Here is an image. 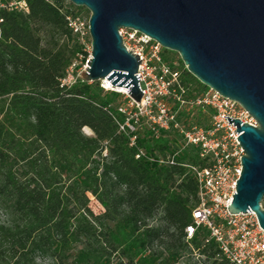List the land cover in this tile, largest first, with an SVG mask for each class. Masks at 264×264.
Masks as SVG:
<instances>
[{"label": "trees", "instance_id": "16d2710c", "mask_svg": "<svg viewBox=\"0 0 264 264\" xmlns=\"http://www.w3.org/2000/svg\"><path fill=\"white\" fill-rule=\"evenodd\" d=\"M26 2L0 8V264H176L187 249L232 264L206 227L185 231L199 148L182 147L174 125L158 137L144 128L131 145L117 91L61 86L77 54L90 55L68 20L83 7ZM180 60L187 87L207 88ZM176 151L174 164L161 162Z\"/></svg>", "mask_w": 264, "mask_h": 264}, {"label": "water", "instance_id": "95a60500", "mask_svg": "<svg viewBox=\"0 0 264 264\" xmlns=\"http://www.w3.org/2000/svg\"><path fill=\"white\" fill-rule=\"evenodd\" d=\"M69 1L90 11L85 81L108 79L142 100V60L120 34L121 28H133L178 52L200 82L238 101L256 119L254 126L228 116L245 150L229 211H254L264 228V0Z\"/></svg>", "mask_w": 264, "mask_h": 264}, {"label": "built area", "instance_id": "2783aa9c", "mask_svg": "<svg viewBox=\"0 0 264 264\" xmlns=\"http://www.w3.org/2000/svg\"><path fill=\"white\" fill-rule=\"evenodd\" d=\"M0 8L28 11V4L26 0H0ZM68 20L80 39L89 35L81 14L70 15ZM120 34L128 50L139 54L142 60L137 73L144 92L142 100L137 102L128 92L125 101L118 105V110L126 115L120 128L131 133V145L135 144L137 133L144 125L157 137L162 128L169 129L174 125L183 137L182 147H198L204 161L188 165L197 179L198 202L192 212V223L185 229L187 237L192 238L200 227H206L209 231L206 242L214 240L218 258H226L232 264H264V228L257 214L254 211L238 214L229 211L236 181L241 177V157L245 150L238 140L237 125L234 121L231 123L228 116L231 120L239 118L242 123L254 126L256 119L238 101L210 87L198 89L192 83L187 87L183 72L166 57V48L151 36L133 28H121ZM88 49L85 45L89 52ZM89 57L84 60L83 54H77L60 79L61 86L70 87L84 80L82 73ZM170 99L176 102L175 110H172ZM183 108H198L208 114V120L193 121L186 126L177 118ZM145 114L148 120L142 123L141 116ZM178 152L161 162L174 164Z\"/></svg>", "mask_w": 264, "mask_h": 264}, {"label": "rangeland", "instance_id": "374dc122", "mask_svg": "<svg viewBox=\"0 0 264 264\" xmlns=\"http://www.w3.org/2000/svg\"><path fill=\"white\" fill-rule=\"evenodd\" d=\"M66 4L69 5L71 2L69 0H65ZM73 4V3H71ZM74 5V4H73ZM76 6V5H74ZM76 10V7H72ZM79 14L82 15V19L84 21V26H85V29L88 30V24H89V18H90V11L83 7V9H81L80 11H78ZM82 43H85L84 45H86L87 49H88V46L90 47L88 50L90 52V55H91V50H92V47H91V37H90V34L87 35L86 37H84L83 39H80ZM165 55L167 58H169L170 61L173 62V64L177 65L179 67V69L183 72V75H185V71H184V67H183V64L181 63V57L179 55L178 52H175V51H172V50H169V49H165ZM89 55V56H90ZM185 66V64H184ZM186 67V66H185ZM187 69V68H186ZM111 83V82H110ZM100 86L104 88L105 91H117L119 93V96L116 100V102L119 104V103H122L123 101H125V98L127 97L126 96V93L125 92H122V91H119L118 90V87L116 86H109V83H107L105 80H101L99 82ZM193 86L197 87V83H192ZM199 88V87H198ZM202 89V88H200ZM169 103L172 107V110H175L177 107H176V102L173 100V99H170L169 100ZM207 113H204L203 111H201L200 109H187V108H183L177 115V118L180 122H182L183 124H185L186 126L190 123V122H193V121H196V122H203V121H207L208 118H207ZM141 116V115H140ZM148 120V116L145 114L144 116H141V121L142 123H146ZM146 125H144V128H145ZM84 132L88 135H93V131L90 127L86 126L84 127ZM180 137V136H179ZM181 139V138H180ZM92 209L96 212V213H100L103 210V208L101 207V204L98 203L96 200H91V203H90ZM0 216L3 217V214L0 212ZM211 261L207 260L205 256L203 255H200L198 251H193L191 249H187V251L184 252L181 260L176 263V264H210Z\"/></svg>", "mask_w": 264, "mask_h": 264}, {"label": "bare ground", "instance_id": "6f19581e", "mask_svg": "<svg viewBox=\"0 0 264 264\" xmlns=\"http://www.w3.org/2000/svg\"><path fill=\"white\" fill-rule=\"evenodd\" d=\"M105 81L107 82V83H109V86H112V83H110L111 81H109L108 79H105ZM116 87H118V90L119 91H122V92H125V93H128V89L126 88V87H120V86H116Z\"/></svg>", "mask_w": 264, "mask_h": 264}]
</instances>
